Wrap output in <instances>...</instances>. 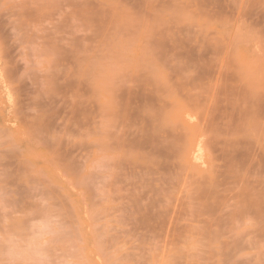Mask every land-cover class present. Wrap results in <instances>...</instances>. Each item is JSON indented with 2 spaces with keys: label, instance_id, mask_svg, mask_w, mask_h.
I'll return each instance as SVG.
<instances>
[{
  "label": "rangeland",
  "instance_id": "374dc122",
  "mask_svg": "<svg viewBox=\"0 0 264 264\" xmlns=\"http://www.w3.org/2000/svg\"><path fill=\"white\" fill-rule=\"evenodd\" d=\"M0 264H264V0H0Z\"/></svg>",
  "mask_w": 264,
  "mask_h": 264
},
{
  "label": "bare ground",
  "instance_id": "6f19581e",
  "mask_svg": "<svg viewBox=\"0 0 264 264\" xmlns=\"http://www.w3.org/2000/svg\"><path fill=\"white\" fill-rule=\"evenodd\" d=\"M192 146H193V145H192ZM196 148H197V147H196ZM193 149H194V147H193L192 149L189 148L190 151L188 150V151H189V152H188V157H189V155L191 154V152H193ZM197 149L199 150V151L197 150V152L200 153V147L197 148ZM194 154L196 155V153H194ZM195 159H196V158H195Z\"/></svg>",
  "mask_w": 264,
  "mask_h": 264
}]
</instances>
